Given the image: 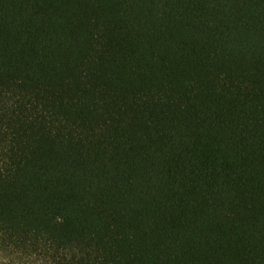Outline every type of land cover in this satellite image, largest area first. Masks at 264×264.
Segmentation results:
<instances>
[{"label":"trees","instance_id":"trees-1","mask_svg":"<svg viewBox=\"0 0 264 264\" xmlns=\"http://www.w3.org/2000/svg\"><path fill=\"white\" fill-rule=\"evenodd\" d=\"M0 264H264V0H0Z\"/></svg>","mask_w":264,"mask_h":264}]
</instances>
